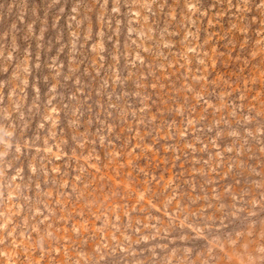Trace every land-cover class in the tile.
Masks as SVG:
<instances>
[{"label": "rangeland", "instance_id": "rangeland-1", "mask_svg": "<svg viewBox=\"0 0 264 264\" xmlns=\"http://www.w3.org/2000/svg\"><path fill=\"white\" fill-rule=\"evenodd\" d=\"M0 264H264V0H0Z\"/></svg>", "mask_w": 264, "mask_h": 264}]
</instances>
